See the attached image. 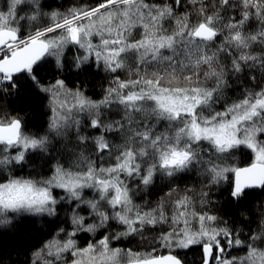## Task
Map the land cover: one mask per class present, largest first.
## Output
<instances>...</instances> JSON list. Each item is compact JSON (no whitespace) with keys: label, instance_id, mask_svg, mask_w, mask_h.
I'll return each instance as SVG.
<instances>
[{"label":"snow or ice","instance_id":"snow-or-ice-1","mask_svg":"<svg viewBox=\"0 0 264 264\" xmlns=\"http://www.w3.org/2000/svg\"><path fill=\"white\" fill-rule=\"evenodd\" d=\"M72 70L105 73L102 96ZM253 194L264 0H0V234L32 238L22 264H264Z\"/></svg>","mask_w":264,"mask_h":264},{"label":"trees","instance_id":"trees-1","mask_svg":"<svg viewBox=\"0 0 264 264\" xmlns=\"http://www.w3.org/2000/svg\"><path fill=\"white\" fill-rule=\"evenodd\" d=\"M53 7L63 4L67 7L72 3V0H48ZM73 54H76L75 48L72 49L71 53H67L68 59L71 60ZM56 69L54 65L50 64L47 66L46 70L41 74L46 79H52L53 74ZM63 75L67 77L69 86L72 82L82 81L84 82V89L86 93L94 99H99L102 96V91L100 88L101 83H104L105 73L92 70L89 73H82L77 76L75 70L65 72ZM17 106H22L24 108V114L27 116L28 120L31 121L28 125L29 129L35 130L37 127L43 125V116L40 114V102L36 100L29 93L26 97L17 101ZM235 163L238 165H244L247 163V157L241 154H237ZM239 162H242L240 164ZM189 184L193 183L192 180L188 181ZM154 198V197H153ZM264 199V194H253L249 197V205L254 204L256 200ZM213 200L216 202V209L219 210V214L224 216L231 222H236L237 225L244 224L243 221L236 215V211L229 208L223 203L224 198L218 195L213 196ZM254 226V225H253ZM246 230V228H245ZM7 234H0V253L3 255L4 264H22L24 260V251L32 244L34 241L32 238L24 232L16 233L14 231L3 230ZM125 245L129 247H135V245H129L124 242ZM19 254V255H18ZM191 259V256H189Z\"/></svg>","mask_w":264,"mask_h":264},{"label":"bare ground","instance_id":"bare-ground-1","mask_svg":"<svg viewBox=\"0 0 264 264\" xmlns=\"http://www.w3.org/2000/svg\"><path fill=\"white\" fill-rule=\"evenodd\" d=\"M240 164H242V162H239ZM240 166H243V165H240Z\"/></svg>","mask_w":264,"mask_h":264},{"label":"rangeland","instance_id":"rangeland-1","mask_svg":"<svg viewBox=\"0 0 264 264\" xmlns=\"http://www.w3.org/2000/svg\"><path fill=\"white\" fill-rule=\"evenodd\" d=\"M81 243H83V241H81Z\"/></svg>","mask_w":264,"mask_h":264}]
</instances>
